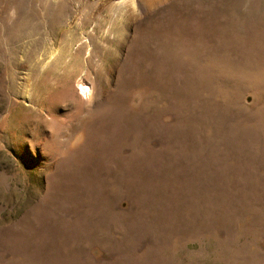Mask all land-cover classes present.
Masks as SVG:
<instances>
[{
	"label": "rangeland",
	"instance_id": "obj_1",
	"mask_svg": "<svg viewBox=\"0 0 264 264\" xmlns=\"http://www.w3.org/2000/svg\"><path fill=\"white\" fill-rule=\"evenodd\" d=\"M0 264H264V0H0Z\"/></svg>",
	"mask_w": 264,
	"mask_h": 264
},
{
	"label": "bare ground",
	"instance_id": "obj_2",
	"mask_svg": "<svg viewBox=\"0 0 264 264\" xmlns=\"http://www.w3.org/2000/svg\"><path fill=\"white\" fill-rule=\"evenodd\" d=\"M18 6V18L14 21V28L18 31H17V34H29L28 31L31 29H34V27H36V25L30 27V23H29V19L30 16L28 15L29 12L27 11H23V2H15ZM59 14V13H58ZM58 16V15H57ZM51 26H53V22H54V19L53 21L51 20ZM15 32V31H14ZM62 34H68L67 32L63 31ZM20 36V35H19ZM77 86L80 88V92L83 96H86L88 97L91 93V89L90 87L87 86L86 83H84L82 80L79 81L77 83Z\"/></svg>",
	"mask_w": 264,
	"mask_h": 264
}]
</instances>
